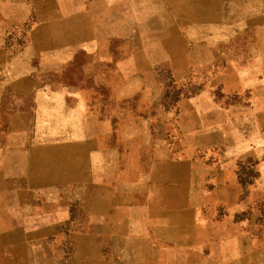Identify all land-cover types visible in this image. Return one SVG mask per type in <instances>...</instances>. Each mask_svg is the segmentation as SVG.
I'll return each instance as SVG.
<instances>
[{
    "label": "crops",
    "instance_id": "0c3cea01",
    "mask_svg": "<svg viewBox=\"0 0 264 264\" xmlns=\"http://www.w3.org/2000/svg\"><path fill=\"white\" fill-rule=\"evenodd\" d=\"M62 8L0 0V264H14L16 233L31 248V236L59 232L68 201L81 198L87 220L71 234L69 264H264L254 209L264 198V130L200 122L160 139L155 129L141 145L149 159L134 153L128 177L127 153L89 121L80 96L41 79L43 58L62 54V35L47 30ZM19 25L16 46L9 32ZM261 101L264 117V93Z\"/></svg>",
    "mask_w": 264,
    "mask_h": 264
},
{
    "label": "rangeland",
    "instance_id": "374dc122",
    "mask_svg": "<svg viewBox=\"0 0 264 264\" xmlns=\"http://www.w3.org/2000/svg\"><path fill=\"white\" fill-rule=\"evenodd\" d=\"M62 3L61 24L57 18L47 25L50 33L62 35V54L43 58L41 79L80 96L89 121L109 130L111 146L127 153L128 177L134 174L129 168L134 153L149 159L150 149L141 145L155 129L160 139L200 122L240 134L264 130V0ZM24 28L9 32L16 46ZM241 173L247 180L257 174L251 158ZM67 207L60 231L44 238L35 233L31 248L16 233L14 264H39V258L40 264H69L71 234L86 224V200H69ZM254 209L263 220L264 198Z\"/></svg>",
    "mask_w": 264,
    "mask_h": 264
}]
</instances>
